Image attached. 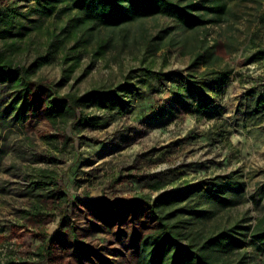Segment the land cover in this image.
Masks as SVG:
<instances>
[{"label": "rangeland", "instance_id": "rangeland-1", "mask_svg": "<svg viewBox=\"0 0 264 264\" xmlns=\"http://www.w3.org/2000/svg\"><path fill=\"white\" fill-rule=\"evenodd\" d=\"M223 1L228 13L194 30L157 15L84 36L79 31L88 42L81 41L78 58L69 62L61 61V52L71 56L75 39L62 27L67 30L75 11L28 13L22 19L27 29L16 38L17 63L29 64L62 41L34 74L41 89L34 93L37 111L26 123L4 114L12 92L9 83L0 81V236H6L0 241V264H141L140 239L155 222L137 199L184 195L203 180L224 182L218 195L225 200L203 199L200 209L208 210L207 216H185L183 231L209 236L236 225L252 226L264 215V117L252 115L250 99L264 80V0ZM97 38L112 44L98 58L92 54ZM199 46H213V58L219 60L211 69L230 70L221 86L207 92L210 100L201 108L195 107L199 102L191 98L189 84L204 70L191 66L196 52L191 50ZM123 82L134 88L123 98L129 103L125 109L107 110L92 102L76 111L78 118L81 113L93 117L96 127L78 125L71 117L60 132L42 115L51 88L79 95ZM183 93L193 104L187 112L174 100ZM35 168L47 169L55 184L32 190ZM102 199L131 203L104 204L103 214L97 203ZM187 199L162 208L169 212ZM20 227L44 228L47 238L57 237L50 257L33 253L43 237L28 247L26 241L17 243L12 231ZM239 231L235 236L242 247L212 252L218 264H232L242 254L247 264H264V250L256 248L248 232ZM72 232L83 242L81 253L74 249Z\"/></svg>", "mask_w": 264, "mask_h": 264}, {"label": "trees", "instance_id": "trees-1", "mask_svg": "<svg viewBox=\"0 0 264 264\" xmlns=\"http://www.w3.org/2000/svg\"><path fill=\"white\" fill-rule=\"evenodd\" d=\"M181 1H185L182 4ZM23 7L28 11L23 12ZM58 9L59 13L75 11V15L69 18L67 30L62 27V31H67V37L72 35L75 39L70 51L61 52V61L69 62L79 56V46L82 38L78 37V32L84 36L94 29L117 28L128 22L153 16H164L177 22L186 30H194L206 24L219 21L228 13V7L223 0H0V40L4 46L0 50V81L10 84L12 95L4 107V114L12 118L15 123H26L28 117L37 111V95L40 86L34 81V74L42 65L49 62V57L57 51L54 42L49 43V47H54L44 56L36 57L29 64H20L15 61L14 52L17 48L16 38L23 35V30L27 28L22 24V19L28 13H39L41 15H51ZM203 11L213 15L214 18H203L198 14ZM264 13V9H263ZM57 37V35H56ZM87 43L88 41H83ZM110 39L97 38L92 49L94 57H101L110 47ZM156 49H158L156 47ZM213 46L194 47L195 52L191 59V66L202 65L204 70L200 72L201 78L191 81V98L197 99L199 104L195 107H203L210 100L208 91L214 89L213 85L221 86L230 74V70L211 69L219 58H213ZM37 84V85H36ZM134 88L128 82H123L111 90L100 91L91 89L82 94L72 93L58 94L55 89H50L42 101V115L51 124L60 126L68 123L74 117L78 125L96 127L97 123L92 122L93 117L80 115L76 116V111H81L82 107L89 103L96 102L101 108L107 110L125 109L129 106L124 97L133 92ZM252 115L258 118L264 117V80L251 91ZM181 95V94H180ZM177 95L174 99L182 109L187 112L192 106L184 98L189 94ZM193 95V96H192ZM196 108L194 111H200ZM50 138V136H48ZM55 178L45 168H35L33 179L29 181L32 190H44L48 186L55 184ZM225 183L212 180H203L193 185L187 194H177L172 192L156 197L149 201L144 197H139L137 201L147 207L149 217L155 222L153 231L145 234L140 239L141 264H218L219 259L212 253L218 251L228 253L230 249L242 247V243L235 236L240 234L239 230L248 232V236L259 250H264V215L256 220L252 226H234L229 230L221 231L214 235L201 236L195 232L183 231L187 220L185 216L204 218L208 210L200 209L205 200L224 201L218 194H222ZM63 201H66L63 194H60ZM188 198V199H187ZM171 211L163 210V205L168 206L179 203ZM194 201V203H191ZM101 212L105 213V206L116 203H131V200L120 199L109 201L102 199L97 202ZM200 209V210H199ZM39 206L35 207L34 213H38ZM239 229V230H236ZM12 236L19 242H27V247L32 245V239H40L41 242L35 246L34 255L40 258L50 257L52 245L57 241V237L47 238L44 228L29 229L20 227L17 232L12 231ZM6 236H0L1 239ZM72 243L77 253H81L83 242L79 241L76 234H71ZM31 239V240H30ZM246 256L242 254L238 261L232 264H247ZM4 264H18L14 261H7ZM225 264V262L223 263ZM227 264V263H226Z\"/></svg>", "mask_w": 264, "mask_h": 264}, {"label": "bare ground", "instance_id": "bare-ground-1", "mask_svg": "<svg viewBox=\"0 0 264 264\" xmlns=\"http://www.w3.org/2000/svg\"><path fill=\"white\" fill-rule=\"evenodd\" d=\"M95 195L98 196L99 195V192H96Z\"/></svg>", "mask_w": 264, "mask_h": 264}]
</instances>
